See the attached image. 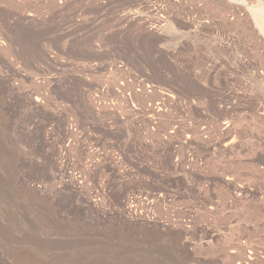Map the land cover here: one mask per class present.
I'll return each instance as SVG.
<instances>
[{
	"label": "rangeland",
	"instance_id": "1",
	"mask_svg": "<svg viewBox=\"0 0 264 264\" xmlns=\"http://www.w3.org/2000/svg\"><path fill=\"white\" fill-rule=\"evenodd\" d=\"M245 2L0 0V264H264Z\"/></svg>",
	"mask_w": 264,
	"mask_h": 264
},
{
	"label": "built area",
	"instance_id": "2",
	"mask_svg": "<svg viewBox=\"0 0 264 264\" xmlns=\"http://www.w3.org/2000/svg\"><path fill=\"white\" fill-rule=\"evenodd\" d=\"M136 86V91H141L142 93H148L152 91L164 93L161 87H159L158 85L146 83L143 78L138 81Z\"/></svg>",
	"mask_w": 264,
	"mask_h": 264
},
{
	"label": "bare ground",
	"instance_id": "3",
	"mask_svg": "<svg viewBox=\"0 0 264 264\" xmlns=\"http://www.w3.org/2000/svg\"><path fill=\"white\" fill-rule=\"evenodd\" d=\"M243 4L246 5L245 0H241ZM240 3V2H239ZM240 6V5H239ZM252 18L259 24L262 28H264V9L256 10L254 8H248ZM252 20V19H251ZM252 22V21H251ZM251 26V25H250ZM263 31V30H262ZM257 39V37L255 38ZM258 40V39H257ZM258 42V41H257ZM9 178V177H8ZM174 251H176V247H174ZM180 258V257H179ZM262 261V260H261ZM182 262V260L180 261ZM264 262V261H263Z\"/></svg>",
	"mask_w": 264,
	"mask_h": 264
},
{
	"label": "flooded vegetation",
	"instance_id": "4",
	"mask_svg": "<svg viewBox=\"0 0 264 264\" xmlns=\"http://www.w3.org/2000/svg\"><path fill=\"white\" fill-rule=\"evenodd\" d=\"M155 85V84H154Z\"/></svg>",
	"mask_w": 264,
	"mask_h": 264
}]
</instances>
